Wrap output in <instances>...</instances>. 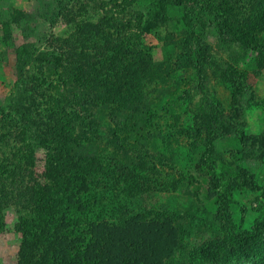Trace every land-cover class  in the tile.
<instances>
[{
	"label": "rangeland",
	"instance_id": "1",
	"mask_svg": "<svg viewBox=\"0 0 264 264\" xmlns=\"http://www.w3.org/2000/svg\"><path fill=\"white\" fill-rule=\"evenodd\" d=\"M155 1L0 0V181L22 198L50 187L54 197L53 213L32 211L27 224L1 194L0 264H264V30L252 49L200 32V82L178 11L155 18ZM227 1L240 25L264 15V0ZM19 45L30 53L21 73L36 75L44 96L16 84ZM68 88L88 101V129L49 118ZM206 127L205 162L222 180L214 193ZM49 215L59 231L42 226Z\"/></svg>",
	"mask_w": 264,
	"mask_h": 264
},
{
	"label": "trees",
	"instance_id": "2",
	"mask_svg": "<svg viewBox=\"0 0 264 264\" xmlns=\"http://www.w3.org/2000/svg\"><path fill=\"white\" fill-rule=\"evenodd\" d=\"M248 1V0H246ZM156 8L152 9L151 14L154 15L156 18H164L165 15L168 13L169 10H177L179 13V19H180V33L183 43V48L185 49V56L189 60L191 66L195 69L197 78L200 82L203 80V64L205 62H208L209 59L206 57V47L203 44V40L200 32H208L210 28H214L216 30V33L223 39H226V41H229L230 43L235 44V46H241L243 48H249L252 49L255 47V44L257 42L256 38V32H260L262 29L264 30V26H259L258 21L262 22L264 21V15H260L261 19H258V15H254L251 17L249 21H243L242 25H240L239 21H236L231 18V15L229 12L231 11V6L228 3L227 0H221L217 2V0H156ZM230 2V1H229ZM233 2V1H232ZM259 4H262L261 0H258ZM154 20V19H153ZM225 41V40H224ZM30 53L26 51L25 46L19 45L18 49H16L15 57H16V72L17 79L16 84L19 83L22 88L28 92L27 94L22 92V95H25L27 97H30L31 99H35L33 96L34 93H41L42 91H39V82L36 75L33 74H23L21 73V65L24 64L25 60L29 58ZM35 59H38L39 57H34ZM56 59L57 62V58ZM51 61H47V63H51ZM77 64V63H76ZM74 65V74L78 75L81 72L80 66ZM78 70V71H75ZM81 71V70H80ZM79 77V76H78ZM59 82L61 84L66 83V78H64L62 75H58ZM21 89V90H23ZM33 93V94H32ZM58 94L57 101H55L56 106L58 107L55 111L51 112L49 114V118H53L54 120L53 126L57 124L62 119H67L69 121H72L74 123H77L79 126L83 123L86 125V129H88V122H90L89 119L85 120L84 116L80 113V110L86 111V103L88 102L83 94H80L77 91H74L72 88L66 89L64 92L58 90L56 92ZM33 96V97H32ZM68 104V110H64L59 103ZM35 106L40 105V101H36ZM71 106H74L71 108ZM89 110V109H88ZM17 110H15L16 112ZM60 113L57 115L58 112ZM52 123V122H51ZM32 124L38 125L41 124V122L33 121ZM90 124V123H89ZM51 125L48 124L47 127H50ZM207 131L206 138L203 140L204 144V151L202 152V162L205 163L208 160L209 153L212 151V142L210 138V134L212 133V128H205ZM210 129V130H209ZM23 132V130H22ZM21 132V133H22ZM116 134V133H115ZM115 142V145H119V139H113ZM35 142L38 144H44L42 139H39L38 137L35 138ZM113 143V142H112ZM114 145V144H113ZM32 147H29V155L32 153L31 151ZM49 152H53L57 154L58 151L53 150L51 147H47ZM59 155L56 157L59 158L61 152H58ZM50 154V153H49ZM67 155V154H66ZM64 156L63 160L66 164L74 165V161H72V156ZM18 158H22V156H18ZM30 157L23 158L26 160H29ZM19 165H16L14 168H11L9 170L4 169L5 174L11 175L16 173L17 168ZM206 167L209 168V176L211 175L212 179V192L214 193L216 190L220 188L219 184L222 180L215 177L214 170L212 167H210V164H207ZM0 173H3L0 171ZM81 180H84L86 178L85 176H80ZM79 178V179H80ZM80 180V181H81ZM245 182V181H244ZM9 186L4 187V183L0 181V201H5L6 195H1L3 192L7 194V191L9 190V193L11 194V197L9 198L10 201H12L13 205L15 206V211L18 215V220L20 222L21 217L23 215V212L27 213V224H30L33 222V217L30 212L34 211L35 213H43L45 211H41L43 208L44 210L50 211L53 213L52 209L54 206V197L52 195L53 189L50 187L49 191L46 190V188H41L39 191H30L32 193H27V196L22 198L24 194L20 193L16 196V189L14 187L13 181H8ZM9 188V189H8ZM80 190L88 191V186L83 183V181L79 184ZM85 188V189H83ZM36 192V195L34 196ZM223 193H218L217 199H218V206L221 212H217V216L219 221H221L222 218L226 217V213L224 212L223 207L225 206V200L223 197ZM33 201L38 203H33ZM33 203L32 205H30ZM35 204V205H34ZM34 205V206H33ZM17 206V207H16ZM31 207V208H30ZM29 208V209H28ZM25 213V214H26ZM48 219V220H47ZM64 220V219H63ZM73 222V219H71ZM50 225L52 227V231H59V225L58 221H56L55 217L53 215L46 216L45 220H42L41 223L42 226L44 223ZM65 222V221H63ZM220 230L224 229L225 227H222V225L219 226ZM223 240L229 244H232L233 246H239V241L233 240L231 238L230 231L227 229L222 231ZM33 238V237H32Z\"/></svg>",
	"mask_w": 264,
	"mask_h": 264
}]
</instances>
